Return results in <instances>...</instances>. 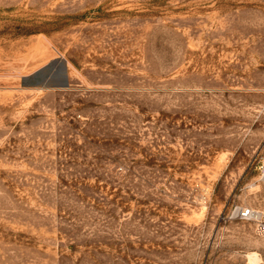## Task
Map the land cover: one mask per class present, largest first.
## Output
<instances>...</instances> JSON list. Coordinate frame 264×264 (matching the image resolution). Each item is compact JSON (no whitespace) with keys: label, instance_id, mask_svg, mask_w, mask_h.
<instances>
[{"label":"rangeland","instance_id":"obj_1","mask_svg":"<svg viewBox=\"0 0 264 264\" xmlns=\"http://www.w3.org/2000/svg\"><path fill=\"white\" fill-rule=\"evenodd\" d=\"M262 162L264 0H0V264H264Z\"/></svg>","mask_w":264,"mask_h":264},{"label":"water","instance_id":"obj_2","mask_svg":"<svg viewBox=\"0 0 264 264\" xmlns=\"http://www.w3.org/2000/svg\"><path fill=\"white\" fill-rule=\"evenodd\" d=\"M49 65L41 68L39 71L34 73V77H38L33 85L44 88H55V89H64L67 86V79L64 66H61L56 78L49 75Z\"/></svg>","mask_w":264,"mask_h":264},{"label":"built area","instance_id":"obj_3","mask_svg":"<svg viewBox=\"0 0 264 264\" xmlns=\"http://www.w3.org/2000/svg\"><path fill=\"white\" fill-rule=\"evenodd\" d=\"M259 179L264 182V162L261 163L259 167ZM253 214V211L248 208H240L239 209V216L240 218H248L251 217Z\"/></svg>","mask_w":264,"mask_h":264},{"label":"bare ground","instance_id":"obj_4","mask_svg":"<svg viewBox=\"0 0 264 264\" xmlns=\"http://www.w3.org/2000/svg\"><path fill=\"white\" fill-rule=\"evenodd\" d=\"M254 212V211H253Z\"/></svg>","mask_w":264,"mask_h":264}]
</instances>
